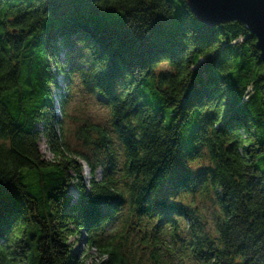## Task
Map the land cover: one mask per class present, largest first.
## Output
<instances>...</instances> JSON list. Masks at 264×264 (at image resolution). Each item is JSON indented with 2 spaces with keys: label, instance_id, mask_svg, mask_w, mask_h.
<instances>
[{
  "label": "trees",
  "instance_id": "16d2710c",
  "mask_svg": "<svg viewBox=\"0 0 264 264\" xmlns=\"http://www.w3.org/2000/svg\"><path fill=\"white\" fill-rule=\"evenodd\" d=\"M255 44L185 0H0V264H87L75 243L102 246L99 264H264ZM75 60L109 115L78 150L56 113Z\"/></svg>",
  "mask_w": 264,
  "mask_h": 264
},
{
  "label": "rangeland",
  "instance_id": "374dc122",
  "mask_svg": "<svg viewBox=\"0 0 264 264\" xmlns=\"http://www.w3.org/2000/svg\"><path fill=\"white\" fill-rule=\"evenodd\" d=\"M67 51L66 48L61 50L59 57L64 59V53ZM75 64L79 67V71L70 76V91L69 96L67 98V102L65 103V112L66 115H63L62 112L57 109L56 113L61 119V126L63 128V135L66 137V141L70 147V149L78 150L76 146V137L75 132L81 126H86L89 123L97 122L101 125L106 124V120L108 119V109L103 103L98 99L97 95L91 90L87 89L82 83V75L81 73L86 71L87 67L85 63L80 60H75ZM162 69H168V66L165 63L160 65ZM61 77L57 78V81H60ZM66 91V90H64ZM52 93L56 94V90L54 87L52 88ZM62 113V114H61ZM40 129V126H38ZM39 148L42 156L47 160H52L53 155L49 151L46 142L43 137L40 138ZM183 145L186 149L189 148V144L184 140ZM76 159V158H73ZM78 161V159H76ZM103 174L102 168H98L95 172V176L97 179H100ZM83 176L85 179V183H88L90 179L89 169L84 165L83 166ZM69 193L71 195H75V191L73 187L69 188ZM212 212L211 207H209L205 213L207 216H210ZM107 230L110 229V225H106ZM84 234V232H83ZM76 239V237H70L71 242ZM79 246L80 254L79 258L84 257L85 263L87 264H99L103 261H106L107 256L102 252L103 247L92 245L89 248H86L84 244L75 243L74 250ZM85 250V256L84 251Z\"/></svg>",
  "mask_w": 264,
  "mask_h": 264
},
{
  "label": "water",
  "instance_id": "95a60500",
  "mask_svg": "<svg viewBox=\"0 0 264 264\" xmlns=\"http://www.w3.org/2000/svg\"><path fill=\"white\" fill-rule=\"evenodd\" d=\"M185 4L208 27L234 21L244 26L255 36L256 49L264 65V0H185Z\"/></svg>",
  "mask_w": 264,
  "mask_h": 264
}]
</instances>
